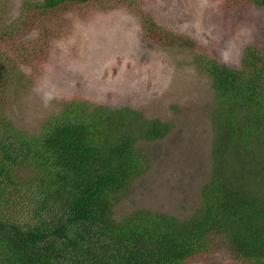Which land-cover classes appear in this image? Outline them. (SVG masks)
Returning a JSON list of instances; mask_svg holds the SVG:
<instances>
[{
  "label": "trees",
  "instance_id": "1",
  "mask_svg": "<svg viewBox=\"0 0 264 264\" xmlns=\"http://www.w3.org/2000/svg\"><path fill=\"white\" fill-rule=\"evenodd\" d=\"M93 1L25 3L22 19L0 33V88L18 63L37 58L31 47L18 60L8 53L22 49L25 28L40 22L49 37L56 13ZM141 30L199 52L195 64L211 82V169L198 208L187 218L148 210L113 218L149 168L141 145L165 139L171 123L74 100L29 136L0 111V264H190L218 250L238 264H264V49L247 47L233 68L150 18Z\"/></svg>",
  "mask_w": 264,
  "mask_h": 264
},
{
  "label": "rangeland",
  "instance_id": "2",
  "mask_svg": "<svg viewBox=\"0 0 264 264\" xmlns=\"http://www.w3.org/2000/svg\"><path fill=\"white\" fill-rule=\"evenodd\" d=\"M40 1L0 0V33L22 19L25 3ZM147 18L233 68L247 47L264 49V7L241 0H96L56 13L49 37L40 35V22L25 28L22 49L7 52L18 60L31 47L37 58L18 63L0 88V111L29 136L74 100L173 124L165 139L141 145L149 168L114 208L116 220L135 210L189 217L211 169L213 91L195 64L200 53L143 37ZM190 264L238 263L218 250Z\"/></svg>",
  "mask_w": 264,
  "mask_h": 264
}]
</instances>
